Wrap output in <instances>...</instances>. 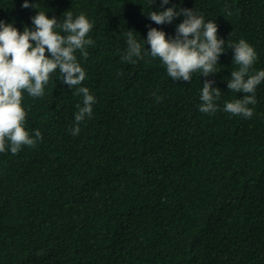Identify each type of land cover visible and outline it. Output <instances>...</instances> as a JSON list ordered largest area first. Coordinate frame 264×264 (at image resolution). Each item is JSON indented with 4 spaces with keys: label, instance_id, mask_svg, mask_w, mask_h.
I'll use <instances>...</instances> for the list:
<instances>
[{
    "label": "trees",
    "instance_id": "1",
    "mask_svg": "<svg viewBox=\"0 0 264 264\" xmlns=\"http://www.w3.org/2000/svg\"><path fill=\"white\" fill-rule=\"evenodd\" d=\"M161 2L0 0V21L21 33L39 11L94 22L87 58L75 55L86 72L76 88L96 100L73 135L83 94L59 69L42 97L24 92L25 128L43 138L0 152V264H264V82L252 117L224 111L244 95L228 89V44L244 39L257 53L250 72L264 70V0ZM173 6L218 25L217 73L175 81L148 52L150 27L172 38L184 20L157 25L148 13ZM128 30L142 44L135 63L121 59ZM205 80L221 89L213 114L199 111Z\"/></svg>",
    "mask_w": 264,
    "mask_h": 264
},
{
    "label": "clouds",
    "instance_id": "2",
    "mask_svg": "<svg viewBox=\"0 0 264 264\" xmlns=\"http://www.w3.org/2000/svg\"><path fill=\"white\" fill-rule=\"evenodd\" d=\"M168 4L169 0H162L161 7ZM22 7L35 5L24 0ZM181 15L184 20L177 25L172 38H168L163 30L149 28L145 41L150 45L148 52L152 57L160 58L167 74L175 81H191L194 72L204 77L217 73L216 65L225 53L226 41L218 37L215 21L205 22L204 17L194 9L177 10L175 6L148 13L149 19L157 25L172 24ZM64 17L61 20L49 18L48 13L39 11L31 18L34 28L26 26L22 33L15 27V22L0 21V152L6 150V141L11 153L16 154L22 146L35 147L37 141L43 138L39 129L30 135L25 128L26 112L22 106L25 91L29 96L42 97L50 74L57 69L62 83L70 88L81 85L86 78V72L75 53L79 50L87 58L86 46L93 45L94 41L86 39V36L94 22H90L85 14L74 18L71 11L65 12ZM124 35L127 37V49L121 59L129 63L136 62L133 58L143 59L142 44L135 38L133 30H128ZM228 47L234 51L233 64L238 66L237 70L231 72L228 89L244 95L226 102L224 111L250 118L253 109L249 105L256 103L255 91L264 82V70L254 74L250 72L257 60V53L244 39L235 44L229 43ZM46 53H50V57ZM214 84L213 80L203 83L199 106L202 113L213 114L218 110L216 101L221 96V89L214 87ZM76 94H83V106L77 105L76 123L70 130L73 135L79 134L80 123L91 117L92 106L96 103L87 87L76 88Z\"/></svg>",
    "mask_w": 264,
    "mask_h": 264
}]
</instances>
